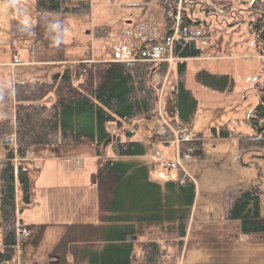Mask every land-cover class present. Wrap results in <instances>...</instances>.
<instances>
[{
  "label": "trees",
  "instance_id": "obj_1",
  "mask_svg": "<svg viewBox=\"0 0 264 264\" xmlns=\"http://www.w3.org/2000/svg\"><path fill=\"white\" fill-rule=\"evenodd\" d=\"M8 1V0H7ZM164 9L163 35L169 34L177 14L179 0H158ZM199 0H182L183 23L196 24L201 20L189 16L187 6H197ZM226 13L233 10L231 0H212ZM251 10L252 30L261 55H264V0H243ZM202 9L215 11L205 0ZM39 11L50 13H91V0H36ZM13 9V8H12ZM240 21V20H236ZM13 36L27 35L16 21L12 22ZM97 36L106 35L108 26L95 25ZM209 31L203 35H208ZM202 35V36H203ZM203 36V37H204ZM199 38L181 33L174 43V54L178 57V89L182 103L181 116L188 119L196 109V100L185 84L186 59L203 55ZM168 62L148 60H92L68 61L62 70L54 72L46 80H16L15 94L9 97V90L0 89L4 99L0 105L14 104V118L0 120V143L8 136L14 141L4 144L6 157L0 168V209L2 227V248L0 264L12 259L19 251V245L27 242L37 246L45 234V223H25L18 218L17 183L21 187L22 201L31 202L32 178L25 159L35 144L59 145L61 143L94 142L97 144L98 167L90 174L91 183L98 192L100 222H77L70 225L72 236L62 238L55 252L59 260L54 264H133L134 241L129 235L138 237L133 219L145 215L179 221L183 242L188 218L195 197V181L184 170L177 168L175 178L167 177L160 168L162 160L154 156L150 161L126 159L123 156L151 154L157 141H170L171 133L157 140L144 141L135 138L144 118H155L159 111L160 91L168 71ZM197 80L204 86L232 91L234 81L224 72L200 69ZM165 87L163 88V99ZM259 101L253 107L246 122L249 132L231 128L227 122L213 126V136H236L243 150L264 147V80L258 85ZM52 96L51 101L45 100ZM191 101L189 109L185 105ZM162 105V103H161ZM168 118V117H167ZM178 125L175 117L168 118ZM201 132L193 140L181 145L182 151L200 146ZM111 150V154L109 153ZM113 153V154H112ZM158 175L161 180H153ZM183 179V181H182ZM144 214V215H142ZM230 216L241 220L245 233H253L264 241V216L260 212V192L254 186L236 196L230 208ZM18 227L31 231L21 237ZM92 243L102 244L101 247ZM62 246V249L60 247ZM167 247H161L156 239L142 245L137 264L162 260ZM23 263V262H22Z\"/></svg>",
  "mask_w": 264,
  "mask_h": 264
},
{
  "label": "rangeland",
  "instance_id": "obj_2",
  "mask_svg": "<svg viewBox=\"0 0 264 264\" xmlns=\"http://www.w3.org/2000/svg\"><path fill=\"white\" fill-rule=\"evenodd\" d=\"M204 1L199 0L193 9L187 6L189 16L201 20L196 25L204 33L209 31L208 35L199 39L200 42L201 39L209 41L208 44L201 43L202 53L213 55L186 59L185 84L196 100V109L188 119L182 118L180 92L178 89L172 90L179 78L177 59L168 62L166 88L163 99L161 97L166 117H175L178 127H188L193 132L202 133L200 146L194 147V156L184 161L196 185L190 221L182 237L183 242H180L177 239L180 235L179 221L175 218L160 219L145 215L142 219H133L138 230V237L134 241L133 264H137L142 245L150 239H156L162 248L167 247L168 252L162 260L144 264H264V241L253 233L242 232L240 220L229 215L234 198L256 186L260 192V212L264 216V147L243 150L239 147L238 138L211 136L212 127H219L225 122L239 131L251 130L246 118L259 101L258 85L264 80V55L260 54L256 34L250 25L254 15H250L251 10L246 3H242L243 0H231L233 10L224 14L202 9ZM19 2L30 14L34 29L27 35L14 37L12 22L14 20L19 24V12L12 9L7 0H0V60H11L13 49L19 50L17 56L25 59V53L35 48V57L46 55L55 61L50 64L0 66V89L10 91L8 85H13L16 80L50 79L54 72L62 70L64 64L72 59H115L122 31L134 30L141 23L146 25L147 32L151 30L156 39L163 37L164 9L158 0H91V13L87 15L39 11L36 0ZM49 19L62 20L68 26L67 36L58 48L50 46L56 33L45 32L44 22ZM101 24L108 26V33L97 36L94 27ZM200 69L227 73L234 81L233 90L223 92L202 85L196 78ZM52 99L50 95L45 100ZM190 103L189 100L185 105L186 111ZM6 117L14 118L13 101L7 106L0 105V120ZM142 118L143 123L135 138L144 141L159 139L155 132L156 117ZM59 145L34 146L66 152L74 158H69L58 168L49 163L40 167L32 165L30 173L32 180L41 174L54 181L60 179L63 188L57 205L62 210L61 222L51 226L37 246L30 242L19 245L15 256L2 264H53L49 254L55 252L62 238L73 235L70 222L79 219L100 221L97 187L90 182V173L98 167L97 144L79 142ZM155 145L165 157L158 159L164 161L160 168L167 177L175 178L178 170L169 166V160L176 158L177 144L172 140L170 144L164 145L157 141ZM6 151L4 144L0 143V168ZM123 158L140 160L139 156ZM25 162L27 165L28 161ZM151 178L163 182V178L158 175H152ZM86 183L92 187H73ZM22 204L24 208L30 205L25 202ZM1 241L0 223V248ZM22 259L23 263L19 262Z\"/></svg>",
  "mask_w": 264,
  "mask_h": 264
},
{
  "label": "crops",
  "instance_id": "obj_3",
  "mask_svg": "<svg viewBox=\"0 0 264 264\" xmlns=\"http://www.w3.org/2000/svg\"><path fill=\"white\" fill-rule=\"evenodd\" d=\"M208 43L209 41L203 42V44H208ZM13 50L14 52H12V56H13L12 59L11 60H8V59L0 60V66H11V67L13 66L14 67L18 64H26V63L28 64H33V63L34 64L35 63L36 64H50L55 61V59L50 60L51 56L45 55L42 57H35L36 55L35 48H32L31 52L25 53L27 55L25 59L19 58L17 56V54H19V50L17 49H13ZM20 50L23 51V49H20ZM203 55L196 56V57L202 58V57L213 56L212 54H203ZM15 58H17L18 61H15ZM63 60L64 59H61V60L59 59V61H61L62 63L65 62V60L64 61ZM70 61H76V60L72 59ZM13 107H14V104H13ZM213 137L218 138L222 136H213ZM229 137L237 138L236 136H229ZM60 146L61 145L56 146V147H60ZM155 148H156V145L151 149V154L139 156V159L141 161H150V158L153 155ZM69 158H74V156L68 155V153L66 152L65 153H60L58 151L56 152L54 150H51V148L49 147H47L46 149H42V148L40 149L39 146H34L29 151V154L27 155L25 160L28 161L27 165L29 168H31L32 165L34 166L37 165L40 167V166H43L45 163H49V165L53 166L54 168H58L61 164L66 163L69 160ZM97 158H98V155H97ZM78 164H79V161H78ZM188 174L190 175L189 172ZM55 180L56 181H54V179H49V177H47V175L45 174H41L39 177H36L35 179H33L31 202H30V205L28 206L26 205L27 206L26 208H24V205L22 204L23 202H22V195H21V187L19 186L18 183H17V188H16L17 207L19 208L18 214H17L18 218H21L25 223H45L46 224L45 233L51 226L59 225L61 222L62 210L61 208H59L57 203L58 204L60 203L61 188H63V185L60 184L59 182L60 179H55ZM77 186L92 187L91 185L87 183L82 184V185H75L73 187H77ZM96 199L95 200L98 201V192L96 194ZM98 206H99V202H98ZM192 209H193V205L190 210L188 222L190 221ZM229 215H230V209H229ZM77 222H96L97 223V220L96 219L95 220L79 219V220H73V222H70V224L77 223ZM0 223H1V212H0ZM240 224H241V220H240ZM240 229L242 231L241 226H240ZM1 230H2V227H1ZM92 244L93 246H98V247H101L102 245L99 243H92ZM1 248H2V243H1ZM49 255H50L49 258H51L50 262L53 261L51 263L54 264L58 262L59 256L57 253L54 252V253H50ZM25 260H29V259H25Z\"/></svg>",
  "mask_w": 264,
  "mask_h": 264
},
{
  "label": "built area",
  "instance_id": "obj_4",
  "mask_svg": "<svg viewBox=\"0 0 264 264\" xmlns=\"http://www.w3.org/2000/svg\"><path fill=\"white\" fill-rule=\"evenodd\" d=\"M219 13H224V9L217 7ZM182 6L181 0L177 7V14L173 24V29L169 34L164 35L161 39H156L152 34L147 33V27L141 23L136 29H125L120 35L119 44L116 47V57L121 60H148V61H166L172 62L176 59L174 54V43L176 38L181 34H188L190 36L198 37L203 33V30L196 24L183 23L181 20ZM140 40V42H138ZM155 132L159 136H166L168 133L173 135V140L177 144L176 158L169 162L171 167L184 168V161L193 157L194 148L189 147L181 152V144L186 140H193L195 132L188 127L175 126L163 114L161 107H159L158 121ZM155 154L159 158H163L162 153L156 150ZM25 236H29L31 231L27 228L19 227L17 229Z\"/></svg>",
  "mask_w": 264,
  "mask_h": 264
},
{
  "label": "clouds",
  "instance_id": "obj_5",
  "mask_svg": "<svg viewBox=\"0 0 264 264\" xmlns=\"http://www.w3.org/2000/svg\"><path fill=\"white\" fill-rule=\"evenodd\" d=\"M8 5L16 9L19 12L20 19L19 24L21 29L27 30L28 32H33L34 25L32 20L30 19V14L27 12L26 9L22 8L20 5L19 0H8ZM44 28L46 34L49 32L56 33L55 37L51 39L50 46L52 48H58L60 44L63 42V38L67 36L68 33V26L66 22L59 20V19H49L44 22ZM9 97L15 94L14 85H8ZM0 99H4L3 94H0Z\"/></svg>",
  "mask_w": 264,
  "mask_h": 264
},
{
  "label": "water",
  "instance_id": "obj_6",
  "mask_svg": "<svg viewBox=\"0 0 264 264\" xmlns=\"http://www.w3.org/2000/svg\"><path fill=\"white\" fill-rule=\"evenodd\" d=\"M3 144H10L13 142V136H8L2 140ZM136 235H129L128 239H136Z\"/></svg>",
  "mask_w": 264,
  "mask_h": 264
}]
</instances>
